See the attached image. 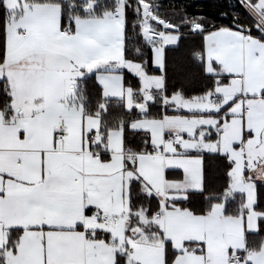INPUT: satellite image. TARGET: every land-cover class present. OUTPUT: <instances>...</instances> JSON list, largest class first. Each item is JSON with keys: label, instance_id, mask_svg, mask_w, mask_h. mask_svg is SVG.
Wrapping results in <instances>:
<instances>
[{"label": "snow or ice", "instance_id": "obj_1", "mask_svg": "<svg viewBox=\"0 0 264 264\" xmlns=\"http://www.w3.org/2000/svg\"><path fill=\"white\" fill-rule=\"evenodd\" d=\"M226 4L0 0V264H264V0Z\"/></svg>", "mask_w": 264, "mask_h": 264}, {"label": "trees", "instance_id": "obj_2", "mask_svg": "<svg viewBox=\"0 0 264 264\" xmlns=\"http://www.w3.org/2000/svg\"><path fill=\"white\" fill-rule=\"evenodd\" d=\"M164 7L162 11L167 14L170 19H175V13L189 16H203L209 21L216 24H227L229 20L222 19L221 13L226 9V0H163ZM230 15V14H229ZM202 48V37L195 35H187L179 42L178 48L169 47L167 50L168 62V77L169 88L173 86L183 87L188 95L199 94L204 83L200 62L194 57L193 53ZM149 68L154 69V65H149ZM126 84H135L136 78L125 70ZM91 81L88 82L91 87ZM125 111L126 110H121ZM209 179L214 186H219L223 183V168L222 164L215 160L208 162ZM258 195L261 201L264 202V184L257 181ZM239 198V197H238ZM261 223V236H264V221ZM250 239H253L250 234Z\"/></svg>", "mask_w": 264, "mask_h": 264}]
</instances>
